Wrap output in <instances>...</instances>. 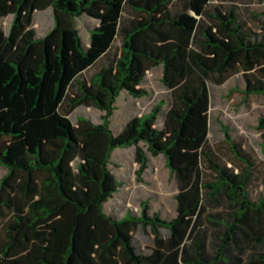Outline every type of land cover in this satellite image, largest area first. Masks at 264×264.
Wrapping results in <instances>:
<instances>
[{"label": "trees", "instance_id": "trees-1", "mask_svg": "<svg viewBox=\"0 0 264 264\" xmlns=\"http://www.w3.org/2000/svg\"><path fill=\"white\" fill-rule=\"evenodd\" d=\"M48 9L53 26L39 35L36 14ZM258 19L252 31L224 0H0V264H264L256 164L222 121L244 166L210 141L217 87L239 76L246 102L264 99V11ZM124 95L132 105L115 129ZM81 107L101 122L74 120ZM258 122L264 131V114ZM133 147L140 177L165 158L178 184L173 215L148 201L107 212L122 187L113 153Z\"/></svg>", "mask_w": 264, "mask_h": 264}, {"label": "rangeland", "instance_id": "rangeland-1", "mask_svg": "<svg viewBox=\"0 0 264 264\" xmlns=\"http://www.w3.org/2000/svg\"><path fill=\"white\" fill-rule=\"evenodd\" d=\"M220 1V0H219ZM235 3L243 20L248 23L252 31L260 32L258 17L264 11V0H224ZM193 15V13H192ZM194 16V15H193ZM11 18L4 21V27L8 28ZM53 26V12L48 9L37 12L35 28L39 35H45ZM80 35L83 43L89 40V34L83 24H79ZM106 64V58L100 60L86 73L88 80L101 70ZM160 70L153 73L150 84L154 95L159 98L162 94ZM244 85L239 76L227 81L223 86L216 88L213 99L212 114L217 123L213 124L210 141L213 147L221 155L222 159L230 165L243 167L230 150V144L226 140L222 125H228L232 136L242 143L243 150L256 164L255 178L252 185L253 198L259 197L264 192L262 179L264 177V131L258 128V119L264 114V99L253 96L247 102L243 95ZM232 91V93H231ZM142 107L151 108L152 99L140 101ZM118 112L113 119V127L119 129L123 122V116L132 105V100L126 95L122 96L118 103ZM76 115H85L96 123L101 122L102 113L92 108L81 107L74 112ZM74 120H76L74 118ZM111 168L121 182L122 187L115 197L107 204L108 213L124 214L126 210L139 211L142 202L148 201L152 211L162 212L163 216L173 215L175 212V195L178 192V184L167 167L166 160L160 156L152 158L150 168L140 177V165L136 158V149H117L112 156ZM7 174L6 169L0 167V181Z\"/></svg>", "mask_w": 264, "mask_h": 264}]
</instances>
